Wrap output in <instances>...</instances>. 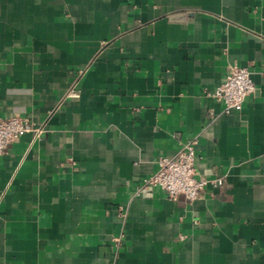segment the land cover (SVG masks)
<instances>
[{
  "label": "crops",
  "instance_id": "1",
  "mask_svg": "<svg viewBox=\"0 0 264 264\" xmlns=\"http://www.w3.org/2000/svg\"><path fill=\"white\" fill-rule=\"evenodd\" d=\"M0 116L41 128L0 158V264H264V0H0ZM191 139L223 184L141 190Z\"/></svg>",
  "mask_w": 264,
  "mask_h": 264
},
{
  "label": "built area",
  "instance_id": "2",
  "mask_svg": "<svg viewBox=\"0 0 264 264\" xmlns=\"http://www.w3.org/2000/svg\"><path fill=\"white\" fill-rule=\"evenodd\" d=\"M255 89L251 72L247 67L231 66L223 80L208 94L224 104V111L241 110L246 97ZM33 132L38 135L41 128L32 121L20 116H0V158L5 148L22 135ZM196 140L187 141L173 156H160L157 170L140 181L141 190L153 187L163 189L169 198L176 200L183 195L189 200L195 199L207 186L218 187L223 178L198 177L196 169Z\"/></svg>",
  "mask_w": 264,
  "mask_h": 264
},
{
  "label": "water",
  "instance_id": "3",
  "mask_svg": "<svg viewBox=\"0 0 264 264\" xmlns=\"http://www.w3.org/2000/svg\"><path fill=\"white\" fill-rule=\"evenodd\" d=\"M184 17H185L184 13L174 14L170 16L171 19H184Z\"/></svg>",
  "mask_w": 264,
  "mask_h": 264
}]
</instances>
